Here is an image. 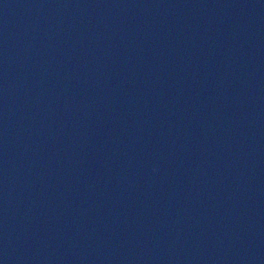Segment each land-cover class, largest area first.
I'll list each match as a JSON object with an SVG mask.
<instances>
[{"label": "water", "instance_id": "water-1", "mask_svg": "<svg viewBox=\"0 0 264 264\" xmlns=\"http://www.w3.org/2000/svg\"><path fill=\"white\" fill-rule=\"evenodd\" d=\"M0 264H264V0H0Z\"/></svg>", "mask_w": 264, "mask_h": 264}]
</instances>
